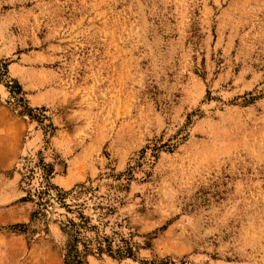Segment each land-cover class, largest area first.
<instances>
[{"label":"rangeland","instance_id":"374dc122","mask_svg":"<svg viewBox=\"0 0 264 264\" xmlns=\"http://www.w3.org/2000/svg\"><path fill=\"white\" fill-rule=\"evenodd\" d=\"M0 59V264L80 214L89 264H264V0H0Z\"/></svg>","mask_w":264,"mask_h":264},{"label":"trees","instance_id":"16d2710c","mask_svg":"<svg viewBox=\"0 0 264 264\" xmlns=\"http://www.w3.org/2000/svg\"><path fill=\"white\" fill-rule=\"evenodd\" d=\"M9 62L7 60L0 59V81H4L7 78ZM20 86L17 89L16 94L20 95ZM23 114V113H22ZM57 189L56 186L48 183L47 190L51 191ZM68 193L64 192L58 194L56 199L60 202L66 199ZM70 209L71 207L68 206ZM35 215V214H34ZM78 222L74 220H69L67 223L61 226V232L65 237L64 247H63V259L64 264H89V256L101 257L103 254H107L111 257L115 256L119 259L130 258L131 249L127 248L125 251L118 249L113 252L110 245L106 248L101 240H91L85 235V231L89 224V220L85 218L82 214L78 218Z\"/></svg>","mask_w":264,"mask_h":264},{"label":"crops","instance_id":"0c3cea01","mask_svg":"<svg viewBox=\"0 0 264 264\" xmlns=\"http://www.w3.org/2000/svg\"><path fill=\"white\" fill-rule=\"evenodd\" d=\"M7 160V159H6Z\"/></svg>","mask_w":264,"mask_h":264}]
</instances>
